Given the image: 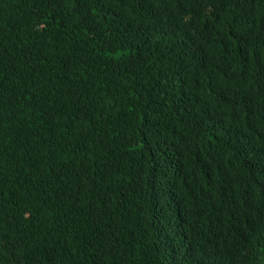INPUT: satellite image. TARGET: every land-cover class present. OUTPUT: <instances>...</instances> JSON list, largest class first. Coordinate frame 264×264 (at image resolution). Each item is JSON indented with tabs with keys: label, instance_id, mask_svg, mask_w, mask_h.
Segmentation results:
<instances>
[{
	"label": "trees",
	"instance_id": "1",
	"mask_svg": "<svg viewBox=\"0 0 264 264\" xmlns=\"http://www.w3.org/2000/svg\"><path fill=\"white\" fill-rule=\"evenodd\" d=\"M0 264H264V0H0Z\"/></svg>",
	"mask_w": 264,
	"mask_h": 264
}]
</instances>
